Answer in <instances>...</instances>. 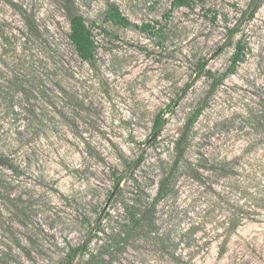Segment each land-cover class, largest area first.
<instances>
[{
    "label": "rangeland",
    "instance_id": "obj_1",
    "mask_svg": "<svg viewBox=\"0 0 264 264\" xmlns=\"http://www.w3.org/2000/svg\"><path fill=\"white\" fill-rule=\"evenodd\" d=\"M15 1L35 12L44 35L27 41L22 16L0 0V155L17 167L0 165V264H59L100 214L105 232L91 250L113 257L109 264H174L149 245L147 212L171 172L178 193L162 225L175 237L187 229L201 237L196 264H264V1L249 19L251 0L178 8L171 0H76L97 46L93 62L76 53L61 0ZM114 3L133 22L158 20L164 29L105 20ZM238 20L234 40L242 39L245 56L229 72L235 46L227 44V27ZM201 59L223 78L215 90L212 79L195 80ZM163 111L165 124L154 133ZM182 137L193 162L211 167L240 157L244 164L238 173L213 174L205 188L184 161L175 167ZM120 174L127 176L116 184ZM230 182L240 189L229 194ZM132 197L137 217H148L129 237L124 209Z\"/></svg>",
    "mask_w": 264,
    "mask_h": 264
},
{
    "label": "trees",
    "instance_id": "obj_2",
    "mask_svg": "<svg viewBox=\"0 0 264 264\" xmlns=\"http://www.w3.org/2000/svg\"><path fill=\"white\" fill-rule=\"evenodd\" d=\"M4 1L15 8L22 16L24 24L27 28V34L29 35V37H26L27 41L30 39L43 40L44 34L42 28H40V25L37 22L35 12L15 0ZM192 1L193 0H171L172 8L190 6ZM262 1L264 0H251L248 8L244 11V16H248L249 19H252L255 16V13ZM60 6L63 15L69 22L70 31L68 37L73 44L76 53L84 61H95L97 49L95 39L84 15L79 11L77 7L76 0H61ZM214 18H216V16ZM105 20L111 21L115 25L135 27L145 32H153L155 30L157 33H161L165 26L158 20L154 23H135L127 15H125L121 11L120 7L115 3L109 5L105 15ZM240 24L241 21L238 20L237 23H235L233 26L227 27L229 39L227 44L235 46V51L232 57V63L230 65L229 72H235L245 56V46L244 44H242V39L240 38L237 41L234 40L235 36L240 32ZM2 36L4 39H8V37H6L5 35ZM207 62V59L199 60L196 66L198 73L195 77V80H197L201 76L212 79L213 90H215L223 82V78L217 77L210 69H208ZM21 82V87L17 88V90L20 91H22L23 89V80ZM191 85L192 83H188L184 88V92H186ZM172 106L173 105H171L170 108ZM199 113H201V110H199L195 114V116H197ZM258 118L260 123L261 121L264 122V104L263 109L258 115ZM165 121L166 118L164 117V111L163 113L160 112L159 114H157L154 121L153 132L156 133L157 131H160L165 124ZM185 140L186 137H182L177 144V148L179 149V151L175 162V167L178 166L182 161H184L183 167H185L189 171L190 177L198 181L205 188V180L212 179L213 174H216V177H219L227 174H234L235 172L238 173L240 165L244 164L242 163L240 157H235L231 160H221L213 162L211 167H208L206 163L201 160L193 162L190 159L185 158L184 151L186 150V143L183 145V147L181 146V144L184 143ZM142 160L143 157L138 160V163L136 165L140 164ZM207 160L209 159L205 158V161ZM0 165L9 169L17 170V167L12 163V161L3 155H0ZM125 176L127 175L120 174L119 176H116V184H119ZM177 177L178 175L171 172L167 177L161 180V183L159 184L154 197L149 196V210L147 211L149 213V217L147 215V212H144L140 215V217H137V209L134 205L136 204L137 199L132 197L131 199L133 201V204L127 203L124 209L125 213H127L128 216L126 215L125 218L127 222L125 221V223H123V230H125V235L129 237L132 236V233H134L133 227L138 223L145 224V222L143 221H146V217H148L149 245H151L155 249V252L158 253L157 257H167L174 264H196L194 261V256L199 253L205 245V242H201V237L194 235V230L191 231L189 229H187L186 232L181 233L178 237H175L174 235H172V227L169 224L164 225L165 227H163L162 225V220L164 221V217H168L170 213V200L173 199L178 193ZM131 178H133V175H131ZM209 187L212 188V190L214 189V181L210 182ZM228 187L229 194H232V192H234L235 190L238 191L240 189L239 185H237L235 182H230ZM247 215L248 213H245V211H243V213L240 215H235L229 223V228L235 231ZM104 219L105 214H100L94 221L95 224L89 227L85 239L81 243L71 246L69 252L67 253V257L59 264H81L80 259L84 255H89V260L93 261L90 264H109L110 261L112 262L113 257L105 259L101 257V254H96L93 250H91V244L94 239L99 236V232H105V229L103 227Z\"/></svg>",
    "mask_w": 264,
    "mask_h": 264
}]
</instances>
